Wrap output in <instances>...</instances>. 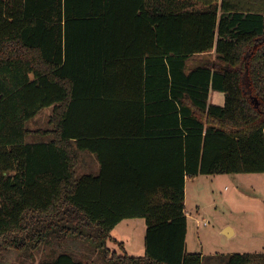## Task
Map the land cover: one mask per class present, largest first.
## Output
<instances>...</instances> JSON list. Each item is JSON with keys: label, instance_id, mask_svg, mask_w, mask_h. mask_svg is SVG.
Instances as JSON below:
<instances>
[{"label": "trees", "instance_id": "trees-1", "mask_svg": "<svg viewBox=\"0 0 264 264\" xmlns=\"http://www.w3.org/2000/svg\"><path fill=\"white\" fill-rule=\"evenodd\" d=\"M242 174H264V0H0V264H264L187 251V179Z\"/></svg>", "mask_w": 264, "mask_h": 264}, {"label": "rangeland", "instance_id": "rangeland-1", "mask_svg": "<svg viewBox=\"0 0 264 264\" xmlns=\"http://www.w3.org/2000/svg\"><path fill=\"white\" fill-rule=\"evenodd\" d=\"M224 102V94L211 92L210 103L223 106ZM51 112V109L43 110L28 127L46 128ZM78 170L81 173V167ZM217 177H202L189 185L187 251L202 254L205 259L263 253L264 174L226 175L220 183L214 182L219 179ZM226 227L235 229L234 235L224 234ZM145 231L144 220H128L114 231L113 236L125 243L129 255L143 256ZM111 248L122 253L117 245H111ZM6 256V264L32 262L15 251ZM39 260L41 258L36 256L35 262Z\"/></svg>", "mask_w": 264, "mask_h": 264}, {"label": "crops", "instance_id": "crops-1", "mask_svg": "<svg viewBox=\"0 0 264 264\" xmlns=\"http://www.w3.org/2000/svg\"><path fill=\"white\" fill-rule=\"evenodd\" d=\"M108 140H107V142L105 141H102V143L104 142V144L106 145V146H108V147H104L103 148V153H104V155L106 156V157H114L115 155H116V151L115 150H113L112 149V147H110V145L109 144H115L114 142H109V141H116L115 140V138H113V137H108L107 138ZM136 139H144V138H139L138 136H130L129 138H128V140H126V141H134V140H136ZM149 138H147V140H148ZM126 144H131V143H129V142H125L124 143V145L123 146H126ZM82 159V163H81V165L79 166V167H81V173L82 174H84V173H92V174H95V175H97V174H99L101 171H100V164H99V162L97 161V159H96V157L95 156H93V155H86V154H83L82 155V157H81ZM224 176H226V175H221V176H218L217 178H219V179H217V180H215L214 182H217V183H220V182H222L223 181V177ZM235 176V175H234ZM202 177H215V176H199V177H197V178H195V179H187V181H186V185H185V205H186V216H187V218H189V214H188V212H187V196H188V190H189V185H190V183H192V182H195L196 180H198L199 178H202ZM212 180V179H211ZM211 182H213V180L211 181ZM130 220H143V219H130ZM129 220V221H130ZM189 220V219H188ZM128 220H125V221H123V222H121L116 228H115V230L116 229H118L119 228V226L121 225V224H123V223H125V222H127ZM114 230V231H115ZM228 230H230V232H231V234L232 235H234V233H235V229H233L232 227H226V228H224L223 229V233L225 234V232L226 231H228ZM114 233V232H113ZM145 234H146V231H145ZM187 237H188V231H187ZM117 241H119L118 239H116ZM187 240H188V238H187ZM119 242H121V241H119ZM122 243H124V242H122ZM124 248H125V250H126V246H125V243H124ZM145 249V248H144ZM145 252V251H144Z\"/></svg>", "mask_w": 264, "mask_h": 264}, {"label": "water", "instance_id": "water-1", "mask_svg": "<svg viewBox=\"0 0 264 264\" xmlns=\"http://www.w3.org/2000/svg\"><path fill=\"white\" fill-rule=\"evenodd\" d=\"M225 234H226L227 236H230V235H231L230 230L226 231Z\"/></svg>", "mask_w": 264, "mask_h": 264}]
</instances>
